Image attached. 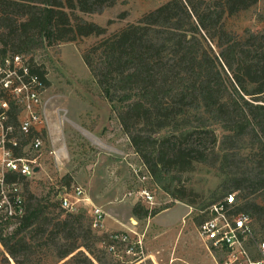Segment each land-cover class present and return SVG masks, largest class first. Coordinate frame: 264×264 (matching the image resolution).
Wrapping results in <instances>:
<instances>
[{"label": "trees", "instance_id": "obj_1", "mask_svg": "<svg viewBox=\"0 0 264 264\" xmlns=\"http://www.w3.org/2000/svg\"><path fill=\"white\" fill-rule=\"evenodd\" d=\"M119 2L127 0H0V58L30 56L31 71L49 86L46 63L36 62V53L100 36L82 56L100 96L114 105L144 175L174 200L196 205L198 194L183 175L198 165L217 170L219 186L201 211L236 191L235 212L248 214L264 239V28L239 33L226 24L258 0H166L108 35L106 26L79 14L103 13ZM36 133L48 140L46 128ZM74 139L68 138L71 149ZM79 166L54 193L45 183L34 185L36 178H19L24 212L8 219L0 213V264L11 258L43 264L48 255L61 264H95L94 245L108 250L112 231L99 235L92 218L87 226L84 214L61 205L60 192L72 187ZM173 204L150 208L140 198L132 215L144 220ZM206 218L200 212L195 221Z\"/></svg>", "mask_w": 264, "mask_h": 264}, {"label": "rangeland", "instance_id": "obj_2", "mask_svg": "<svg viewBox=\"0 0 264 264\" xmlns=\"http://www.w3.org/2000/svg\"><path fill=\"white\" fill-rule=\"evenodd\" d=\"M165 1L127 0L103 13L79 14L106 26L108 35L137 21L145 12ZM124 11L127 14L122 17L121 13ZM226 24L239 33H243L245 28H264V0H258L237 15L228 16ZM100 38L92 35L75 42L60 43L55 48L48 45L34 55L36 62L46 63L47 77L50 80V85L45 86L42 94L44 122L41 128H46L48 133L47 124L53 127L56 150L54 154L48 133L41 157V170L34 177V185L45 183L47 190L54 193L61 187L60 179L80 165L72 187L83 186L84 200L77 203V209L73 212L84 214L85 224L88 226L93 205L98 204L87 202L96 200L102 204L105 212L106 222L104 220L103 224L121 228H109L107 231H125L130 233L133 240L140 241L136 254L126 253L123 247L119 257L108 250L103 252V244L97 242L94 245L95 254L102 261L98 260L97 255L91 254L95 264H137L140 260V264H218L219 252H210L201 237L195 216L203 212L202 204L218 188L221 176L217 170L205 165H198L194 172L184 174L183 184L198 194V203L189 205L184 201L174 200L157 183L152 182L149 175H144L145 167L138 155L130 149L129 139L113 110L114 105L100 96L99 86L82 56V51ZM72 129L80 132L88 143H83ZM69 133L75 138L72 149L68 146ZM141 187L154 191L152 203L137 193ZM65 188L69 190L67 187L62 190ZM140 198L150 208L161 207L169 202L174 204L147 219H132V204ZM15 227L12 225L10 228ZM103 231L105 229L102 227L97 233L102 235ZM42 261L43 264H61L64 260L48 255L42 257ZM7 264L17 263L11 258Z\"/></svg>", "mask_w": 264, "mask_h": 264}, {"label": "built area", "instance_id": "obj_3", "mask_svg": "<svg viewBox=\"0 0 264 264\" xmlns=\"http://www.w3.org/2000/svg\"><path fill=\"white\" fill-rule=\"evenodd\" d=\"M29 58L21 54L0 58V213L4 219L24 212L19 178H34L41 170L45 146L44 138L36 133L44 122L45 85L31 71ZM63 192L59 196L62 207L75 211L77 203L84 200L85 189L74 185ZM137 193L153 202L150 189L141 187ZM236 194L228 192L203 210L207 218L199 225V232L210 252H219L218 264H264V239L248 214L235 212ZM104 220L103 208L93 205L92 227L102 228ZM110 240L108 250L118 257L123 247L126 253L136 254L140 243L125 231L112 232Z\"/></svg>", "mask_w": 264, "mask_h": 264}, {"label": "crops", "instance_id": "obj_4", "mask_svg": "<svg viewBox=\"0 0 264 264\" xmlns=\"http://www.w3.org/2000/svg\"><path fill=\"white\" fill-rule=\"evenodd\" d=\"M43 112H44V105H43ZM47 129H48V133H49V141H50V146L51 147H53V149H54V131H53V127L50 125V124H47ZM84 133V132H83ZM86 135V134H85ZM66 146H67V144H66V142L64 143ZM53 153L55 154L56 153V150L54 149L53 150ZM90 198V197H89ZM96 201V200H95ZM95 201H93V200H89L87 203H89V202H91L90 204H98V206H101V207H103L102 206V204H99V203H97V201L95 202ZM131 217H133L132 219H135V217L132 215ZM106 219V218H105ZM105 222H106V220H105ZM119 224L120 225H122L121 224V222H119ZM104 229H105V231H107L106 229H121L120 227H114V226H110L108 223H106V224H103V226H102ZM123 228V227H122ZM140 262H142V260H140V261H138L137 263H140Z\"/></svg>", "mask_w": 264, "mask_h": 264}, {"label": "water", "instance_id": "obj_5", "mask_svg": "<svg viewBox=\"0 0 264 264\" xmlns=\"http://www.w3.org/2000/svg\"><path fill=\"white\" fill-rule=\"evenodd\" d=\"M35 170L37 171V170H38V168H36ZM63 193H64V192H63V190H62V191H61V194H63Z\"/></svg>", "mask_w": 264, "mask_h": 264}]
</instances>
